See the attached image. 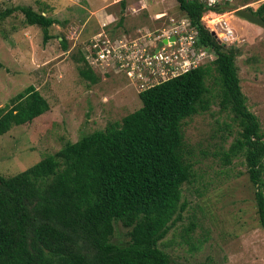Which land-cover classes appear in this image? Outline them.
Instances as JSON below:
<instances>
[{
    "label": "trees",
    "instance_id": "16d2710c",
    "mask_svg": "<svg viewBox=\"0 0 264 264\" xmlns=\"http://www.w3.org/2000/svg\"><path fill=\"white\" fill-rule=\"evenodd\" d=\"M177 3L197 30V45L215 58L136 92L141 106L120 122L68 141L16 174L0 175V264H169L159 242L182 220L187 204L181 201V185L190 179L192 166L182 154L180 126L207 108L206 78L212 71L221 82L220 105L229 108L240 127L228 155L244 154L264 228V135L240 87L238 51L224 48L201 22L207 10L222 13L236 6L228 0L213 7L197 0ZM246 9L264 19V3ZM15 10L27 25L42 28L43 43L51 38L48 28L54 18L31 6H15L0 11V19ZM76 52L75 59L83 63L79 73L95 84L100 78L86 65L80 46ZM12 102L0 107V136L49 108L32 85ZM115 222L129 228L126 245L110 239Z\"/></svg>",
    "mask_w": 264,
    "mask_h": 264
},
{
    "label": "rangeland",
    "instance_id": "374dc122",
    "mask_svg": "<svg viewBox=\"0 0 264 264\" xmlns=\"http://www.w3.org/2000/svg\"><path fill=\"white\" fill-rule=\"evenodd\" d=\"M120 1L0 0V11L31 6L56 20L48 28L51 38L43 43L42 28L27 25L20 10L0 19V107L12 105L13 98L29 85L38 89L49 104L48 110L31 122L12 126L0 136V175L16 174L55 153L66 142L120 122L141 106L124 73L102 75L91 68L100 79L90 84L79 73L83 63L75 59L79 42L93 35L84 34L98 30L97 19L105 13L125 17ZM122 1L130 7L131 18L121 27L131 36L138 30L167 27L171 18L178 24L186 17L178 9L177 0ZM228 1L236 8L222 13L207 10L201 22L217 39L224 30L222 24L233 31L232 40L224 42V48L238 51L235 63L240 87L264 135V27L234 12L248 6L254 11L264 0ZM214 58L215 54L209 52L205 60L210 63ZM206 84L207 108L186 117L180 126L182 154L192 165L190 179L181 185V201L187 206L182 220L170 229L159 247L169 254V264H264V228L256 211L255 187L249 180L243 152L228 155L240 127L229 108L220 105L217 72L210 73ZM128 231L121 222H115L111 241L126 245Z\"/></svg>",
    "mask_w": 264,
    "mask_h": 264
},
{
    "label": "built area",
    "instance_id": "2783aa9c",
    "mask_svg": "<svg viewBox=\"0 0 264 264\" xmlns=\"http://www.w3.org/2000/svg\"><path fill=\"white\" fill-rule=\"evenodd\" d=\"M197 1L208 7L224 2ZM113 20L104 21L100 31L97 30L92 36L80 41V53L86 65L102 75L124 73L136 92L203 64L208 57L207 49L197 45V30L187 17L178 24L171 18L167 27L157 31L138 30L133 36L112 33L110 30L113 26L110 27V24ZM221 26L224 30L219 34L218 40L223 43L231 41L233 31L226 24Z\"/></svg>",
    "mask_w": 264,
    "mask_h": 264
},
{
    "label": "crops",
    "instance_id": "0c3cea01",
    "mask_svg": "<svg viewBox=\"0 0 264 264\" xmlns=\"http://www.w3.org/2000/svg\"><path fill=\"white\" fill-rule=\"evenodd\" d=\"M121 2V4H122V6H124V16L125 17H122V18H117V17H115V14L114 13H105V14H103L99 19H97V23H98V25H99V27L97 28L98 30L99 29H101V23H104V21H110V20H112V19H114L113 21H112V23L110 24V27L111 26H113V29H115V31H116V34H120V35H122V34H125V35H129L122 27H123V24L125 23V20L126 19H129V18H131V12L129 11V8L130 7H128L127 6V4L126 3H124L122 0L120 1ZM123 2V3H122ZM150 6V5H149ZM143 8H139V10H142ZM144 10V9H143ZM133 14V13H132ZM151 14H154V12L152 11V13ZM164 14V13H163ZM109 15L111 16V17H109ZM158 16H161V14L160 15H158ZM238 16V15H237ZM113 17V18H112ZM112 18V19H111ZM160 18V17H159ZM156 19H158V18H156ZM117 20V21H116ZM119 23V24H118ZM116 25V27L114 28V26ZM121 25H122V27H121ZM138 29V28H137ZM136 29V30H137ZM139 31H141V30H139ZM132 32H135V31H133L132 30ZM90 33H93V32H91V31H89V32H87V33H85L84 35H88V34H90ZM87 37H89V36H87ZM80 41V40H79Z\"/></svg>",
    "mask_w": 264,
    "mask_h": 264
},
{
    "label": "water",
    "instance_id": "95a60500",
    "mask_svg": "<svg viewBox=\"0 0 264 264\" xmlns=\"http://www.w3.org/2000/svg\"><path fill=\"white\" fill-rule=\"evenodd\" d=\"M234 12L236 15H238L239 17L249 21L250 23L264 27V19L262 17H259L257 15L252 14L251 12H249L246 9V7L237 8ZM161 43L162 42H160V45H161Z\"/></svg>",
    "mask_w": 264,
    "mask_h": 264
}]
</instances>
